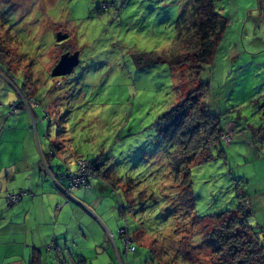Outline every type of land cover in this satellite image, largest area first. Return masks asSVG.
I'll use <instances>...</instances> for the list:
<instances>
[{"label":"rangeland","instance_id":"374dc122","mask_svg":"<svg viewBox=\"0 0 264 264\" xmlns=\"http://www.w3.org/2000/svg\"><path fill=\"white\" fill-rule=\"evenodd\" d=\"M185 4L0 0V113L14 112L15 103L19 111L16 120L10 115L2 125L0 163L22 158L23 149L30 154L32 135L39 158L50 153L64 163L71 159V170L80 159L105 163L111 158L106 171L119 178L116 190L104 188L106 199L100 197L98 204L90 192L99 188L91 180L90 188L69 193L79 204L67 199L68 194L58 197L68 244L56 264H216L206 243L221 224L213 217L236 212L239 204L250 209L248 221L254 230L264 228V0H215V10L228 27L205 73L192 62L171 67L169 60L162 61L185 52L190 42L175 41L176 19ZM57 33L67 39L56 42ZM76 51L79 63L72 72L51 77L60 57ZM205 80L209 91L201 97ZM188 94L200 98L202 110L228 121L224 134L231 141L221 138L224 154L212 148L208 162L190 169L192 210L188 198L183 192L180 198L175 189L171 148L158 141L155 130L158 118ZM26 103L37 114L36 124ZM18 118L26 123L20 126ZM57 161L53 158L49 165L53 174ZM59 169V182L66 186L65 175L71 170ZM128 187L131 191L126 192ZM82 201L100 206L112 218L95 246ZM125 220L129 237L144 241L131 243L134 252L121 253L119 259L113 240L123 250L118 228H126ZM47 249H54L53 244ZM254 252L253 264H264V252Z\"/></svg>","mask_w":264,"mask_h":264},{"label":"trees","instance_id":"16d2710c","mask_svg":"<svg viewBox=\"0 0 264 264\" xmlns=\"http://www.w3.org/2000/svg\"><path fill=\"white\" fill-rule=\"evenodd\" d=\"M175 24V41L182 42L189 39L190 42L184 47L185 52L177 55V57L172 56L162 61L169 60L168 62L171 64V67H175L180 62H192L201 73H205L213 63L218 44L228 27L227 19L216 12L215 0H186V4L180 11ZM188 25L191 26L190 29ZM188 29L191 30L190 35ZM208 84L209 82L205 80L201 88V97L206 96L208 93ZM199 99V97L198 99L196 97L191 98L188 94L186 98L182 99L180 104L171 107L155 123L158 141L163 143L165 148H171V151L168 153L170 155L169 163L174 174L175 189L179 191L178 196L180 198L181 192L188 198L191 210L193 209V199L191 195L192 181L190 169L208 162L212 158L210 154L212 148L216 149L221 155L224 154L221 149L224 142L221 138L224 134V125L228 123V121H224L221 115L214 116L206 110H202L199 105ZM15 106L17 110L18 105L16 103ZM48 128H50V124ZM47 136L49 137L48 133ZM46 155L53 157L50 153ZM107 159L105 158L104 160ZM89 161L93 166L95 178H99L107 186L116 190L115 187L116 183H119V178L112 177L110 172L102 169L106 164L100 163L96 159L95 161ZM129 187L126 188V192L131 191ZM126 195L129 202L132 203L133 197H130L128 194ZM242 200H246L245 195L242 197ZM120 207L125 211L126 206H124V203ZM250 216V209L247 211L243 208L242 204H239L236 212L221 213L213 217V220L221 221L220 226H217V229L206 239L207 246L212 248V252L217 258L214 263L253 264L256 257V254H254L256 252L254 251L258 250L259 254L264 252V245H262L257 231L249 224L248 219ZM194 219L197 220V218ZM125 225L127 230L126 236L129 237L126 220ZM247 234L249 235L248 238ZM124 237L120 235L122 241H124ZM133 237L136 236L134 235ZM133 237H129L131 243L142 244L140 240L143 241V239L140 238L137 241ZM130 246L134 248L132 251L134 252L135 247L131 244ZM191 247L195 248L197 246Z\"/></svg>","mask_w":264,"mask_h":264},{"label":"crops","instance_id":"0c3cea01","mask_svg":"<svg viewBox=\"0 0 264 264\" xmlns=\"http://www.w3.org/2000/svg\"><path fill=\"white\" fill-rule=\"evenodd\" d=\"M24 106L29 109V115L35 123L37 114L33 112L31 106L27 103ZM36 106L40 107V105ZM16 111L6 112L8 114L7 116H5L6 113H0V133L3 131L2 125L6 126L5 118L7 119L11 115L10 118H12V121L16 120L19 115V111ZM18 123L22 126L21 123L25 124L26 122L20 121V118H18ZM28 139V150L31 151L30 154L26 152L27 149H23L22 158H17L7 165L0 163V191L2 195V198H0V264H56V261H59V256L67 251L68 238L64 237L67 235V224L66 221L59 220V214L64 207L59 204L58 197L68 194L66 198L71 199L69 197L71 190L68 192L67 181L66 186H62L59 182V177L62 176L59 166L69 171L71 169L69 168L70 164H68V162H72L73 160L67 159L64 163L61 157L54 155L53 157H48L46 154L40 155L39 158L37 154H35V140L33 141L32 135L29 136ZM76 155L84 157L81 154L76 153ZM53 158H58L57 163L59 165H57L58 170L56 169L57 174H53L49 169L50 162ZM108 159L105 160L104 164L106 165L102 167L103 170H107L105 169L106 166L112 164L109 163ZM96 160L100 162V158ZM91 161H95V159ZM106 161H108V163H106ZM74 168L73 165L71 171H73ZM45 171L47 174H50V177L47 176ZM65 177L67 180L66 175ZM93 180L91 179V185L96 186L99 190L90 192L91 199H93L94 194L96 204H98L100 197L105 198L104 188L107 190H109V188L107 184L99 178L95 180L96 182ZM17 190H23L27 192V195H25L18 204L8 206L5 201V195ZM72 200L79 204L78 200L71 199V201ZM54 203L55 206L53 205ZM58 205H60V209H58ZM80 205H82V208L85 209L88 214L85 220L87 221L86 224L88 227L91 228L92 243L95 246L99 243L98 233L101 231L104 233L106 229L111 227L112 218L106 217L104 212H101L100 206L98 205L90 206L87 204V206L83 201ZM103 217L106 218V222L103 221ZM119 229L120 227L118 230ZM256 231L260 234L261 238L264 239V228H260ZM260 236L258 235L259 238ZM133 239L137 240L138 237H133ZM261 243L264 244V241ZM49 244H53L54 249L48 250ZM108 249L109 248L103 250L104 252H108ZM122 249L123 250H120L113 240V250L115 256L117 255L119 259L121 253L125 252L124 247H122Z\"/></svg>","mask_w":264,"mask_h":264},{"label":"built area","instance_id":"2783aa9c","mask_svg":"<svg viewBox=\"0 0 264 264\" xmlns=\"http://www.w3.org/2000/svg\"><path fill=\"white\" fill-rule=\"evenodd\" d=\"M227 134L228 133L223 134L222 136L223 141H224V138L229 139V136H227ZM228 141H230V139ZM224 142L226 143L227 141H224ZM75 167H77L76 168L77 170L75 169V171L69 172L67 174L68 190H71L73 188H79V187L86 188V189L90 188L91 187L90 180L95 177L93 173L92 164L87 159H80L76 161ZM25 195H27V192L23 190H17L16 192L8 193L6 195V201H7L8 206H13V205L18 204L21 198L24 197ZM118 233L121 236H125L124 241H123L125 252L126 253L132 252L134 248L130 246L131 240L130 238H128V236H126V233H127L126 228L119 229Z\"/></svg>","mask_w":264,"mask_h":264},{"label":"water","instance_id":"95a60500","mask_svg":"<svg viewBox=\"0 0 264 264\" xmlns=\"http://www.w3.org/2000/svg\"><path fill=\"white\" fill-rule=\"evenodd\" d=\"M67 39L66 34L57 33L55 35L56 42H61ZM79 54L74 52L73 54L65 53L60 57L58 63L51 70V77H60L68 75L72 72L73 68L79 63Z\"/></svg>","mask_w":264,"mask_h":264}]
</instances>
